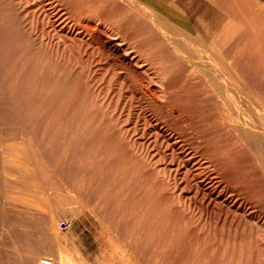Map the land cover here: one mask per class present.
<instances>
[{
    "label": "bare ground",
    "instance_id": "bare-ground-1",
    "mask_svg": "<svg viewBox=\"0 0 264 264\" xmlns=\"http://www.w3.org/2000/svg\"><path fill=\"white\" fill-rule=\"evenodd\" d=\"M134 1L144 3L138 6L142 9H163L152 0ZM252 1L256 17L245 25L226 12L229 0L219 6L216 0L215 7L225 10L215 29L204 21L197 31L177 11H168L167 21L163 14H136L157 17L152 24L159 29L140 32L133 29L132 14L113 15L86 0H0V28L15 34L0 41V56L15 44L23 49L17 54L10 50L16 54L12 60V55L0 60V264H76L67 254L82 253L58 238L68 240L86 211L107 237L111 254L131 259L140 243L142 264L149 260L155 234L164 248V229L160 226L153 235L154 218L181 222L187 239L193 221L184 209L203 206L196 210L206 220L223 225L232 211L247 212V200L258 191H249L254 184L244 176L246 157L264 173V88L258 90L247 79L251 70L264 80V36H259L264 0ZM236 4L242 13L245 4ZM199 9L195 2L192 21L198 20ZM170 23L177 28H169ZM243 29L244 40L231 45ZM164 40L174 44L159 43ZM166 151L179 160L174 168L172 159L171 166L161 167L171 184L164 177L158 182L154 162L157 153L165 156ZM175 206L183 209L178 213L174 208L176 217ZM259 215L253 219L260 220ZM39 216L44 221L33 220ZM62 219L69 226L64 231ZM37 231L46 242L40 243V236L39 246L35 238L28 244ZM235 251L243 250L229 252Z\"/></svg>",
    "mask_w": 264,
    "mask_h": 264
},
{
    "label": "rangeland",
    "instance_id": "rangeland-1",
    "mask_svg": "<svg viewBox=\"0 0 264 264\" xmlns=\"http://www.w3.org/2000/svg\"><path fill=\"white\" fill-rule=\"evenodd\" d=\"M86 1H88V6H90V5H94V6H96L97 8L98 7H100L101 9H103V10H105V12H107V13H110V14H123L124 15V17H128V16H130L131 14L134 16V19H136L135 20V23H134V25H133V29L134 30H137V31H140V32H143V30H146V29H153V30H156V29H159V27H157L156 25L154 26L152 23L153 22H156L157 21V17H147V16H142V17H136V14H139V15H151V14H163V15H165V14H167L168 13V11H177L180 15H182L185 19H187L188 20V22L191 24V23H193L194 25H195V27L197 28V31L199 30V31H202V29H203V25H202V23L201 22H209V25H211L210 27L213 29H215V27L217 26V21H218V18L222 15V13H223V11L225 10V9H221L220 7H218V8H216L215 7V5L213 4V3H215V1L216 0H189V1H184V0H175V2L172 0V1H166V2H162V3H159V2H157L156 0V2L157 3H159L160 5H162L163 6V9H160V10H158V9H155V10H151L150 8H146V9H142V8H140V7H138V6H143V5H145L144 3H142V2H135L134 0H131V2H126V1H124V2H121V3H119V2H117V4H116V1L115 0H86ZM146 1H149V0H146ZM220 1V0H219ZM222 1H225V0H221L220 2H221V4L223 3ZM232 1H234V2H232ZM235 1H237L238 2V4H239V2H241L242 4L244 3L245 4V9H243L244 10V13L246 12V10H249V11H247L246 13H248L247 15H248V17L246 18L245 16H244V13H243V10H242V13H241V8L239 9V8H237V2H235ZM246 1L247 0H229V4L227 3L226 5H227V10H226V12L228 13V15L230 16V18H232V19H234V21L236 20L237 21V17H241V18H238V19H240V20H238V22H240V23H242V25H245V22L246 23H250V21L249 20H251L252 18L251 17H256V13H255V10L257 9L256 8V6L254 5L255 4V2L253 3V1L252 0H249V1H247V3H246ZM255 1V0H254ZM152 2H153V0H152ZM195 2L196 3H198L199 4V6H200V9L199 10H197L198 11V13H199V17L197 18L198 20H196V22L195 21H192L194 18H195ZM248 2H250V3H248ZM208 3V4H207ZM217 5L219 6V4H218V0H217ZM215 3V4H216ZM253 3V4H252ZM214 5V7L212 6V5ZM220 4V5H221ZM232 4V5H231ZM234 4H236L235 6H234ZM243 4V5H244ZM247 4H249L248 6H247ZM241 4H239V6H240ZM243 5H241V6H243ZM251 5V6H250ZM252 5H254V7L252 6ZM208 7V10L205 12V7ZM231 6V7H230ZM240 6V7H241ZM246 6H247V8H246ZM250 6V7H249ZM129 7L131 8V9H129ZM138 7V8H137ZM233 7H235V9L233 8ZM244 7H242V8H244ZM248 7H249V9H248ZM255 8V9H253V8ZM203 9V12H201V10ZM231 9H233L234 11L236 10V11H238V9H239V11L238 12H234L233 10H231ZM0 10H3L2 8H1V5H0ZM253 11V14H252V11ZM121 11V12H120ZM230 11V12H229ZM232 11V12H231ZM250 12V13H249ZM240 13V14H239ZM245 13V14H246ZM202 14V15H201ZM233 14V15H232ZM236 16H235V15ZM241 14H242V16H241ZM251 14V15H250ZM0 15H1V11H0ZM231 16H233V17H231ZM147 17V18H146ZM244 17V19H242ZM0 18H2V17H0ZM246 18V19H245ZM249 18V19H248ZM162 19L163 20H165V21H167L168 20V18L166 17V15L164 16V18L162 17ZM248 20V21H247ZM242 21H244V22H242ZM151 24L153 25V26H151ZM216 24V25H215ZM168 27L169 28H173V29H175V28H177V26L175 25V24H173V23H170L169 25H168ZM207 26H205V28H206ZM3 29L5 28V27H2ZM2 28H0V41L2 40V39H5V38H9V39H11L15 34L12 32V33H10V32H8L7 30H6V28H5V30L3 31L2 30ZM6 31V32H5ZM8 32V33H7ZM8 34H10L9 36H6V35H8ZM14 34V35H13ZM245 34H247L246 33V31H245V29H243L242 30V32H240V33H238V34H236L235 35V37H233V41H231V45H235V44H239V43H237V42H239V41H241L242 40V38H243V40H244V38L246 37V35ZM264 30H262L261 31V34H259V36L262 38L264 35ZM12 35V36H11ZM245 35V36H244ZM3 36H4V38H3ZM161 36H164V35H161ZM244 36V37H243ZM15 37V36H14ZM209 37H211V35L209 36ZM264 38V37H263ZM209 40V42H207V44H212V42H210L211 41V39L210 38H208ZM264 40H262V42H263ZM160 44H174V43H169V42H167V41H161V42H159ZM179 44H181V43H179ZM17 48H16V47ZM15 46L14 45H12V46H10L9 47V49L12 51L13 50V52L15 53L16 52V54L17 53H20L21 52V50H23L22 48L20 49V47H18L19 45H16L15 44ZM14 49H15V51H14ZM3 51V55H1L0 56V60H3V61H5V60H12V59H14V57H15V55L16 54H14L13 52H11V51ZM5 52H6V55H5ZM13 53V54H12ZM8 54V55H7ZM10 55H12L11 57L12 58H10L9 56ZM6 56V57H5ZM5 57V58H4ZM9 57V58H8ZM6 58H8V59H6ZM250 57H249V55H248V59H249ZM246 72H248V70L246 69ZM247 79H252L253 80V82L254 83H250V80H249V83L252 85V86H254L255 88H258V90L260 89V87L261 88H264V80H258V75H256V74H254V73H251V70L248 72V78ZM255 79V80H254ZM254 84V85H253ZM257 84V85H256ZM262 84V85H261ZM260 86V87H259ZM261 90V89H260ZM261 92H263L264 93V89H262L261 90ZM135 102H136V100H134ZM133 101V102H134ZM133 102H131V106H132V103ZM133 103V107H135V105L137 104V103ZM135 108H137V107H135ZM169 151H166L165 153H167V155L165 154V156L164 155H159L158 153H157V157H155V166H157V170H159V172H160V174H159V179H158V182H160L162 179H161V177H164L165 179H167V177H165V176H163V172L161 173V170H162V166L164 167V168H167L169 165L171 166V164H169V162L170 163H172L173 165L171 166L172 168H174L175 167V165H176V163L177 162H179V160L178 159H176V158H174V159H176V161L175 160H173L172 158H171V155L168 153ZM232 154V153H231ZM247 154V153H246ZM169 155V156H168ZM162 156H164L165 158H166V160H165V158H161ZM159 157V158H158ZM170 157V158H169ZM232 157V156H231ZM169 158V159H168ZM247 159H246V163L248 164V166H247V169L245 170V177L246 178H249L248 180H249V182L253 185V187L251 188V189H249V191H254V192H256V191H258V192H256L255 194H257V197L255 198V199H250V200H247V202H246V207L247 208H245V210H247V212H244V211H236L235 213H234V211H232V213H229V215H230V218H229V222L227 221L226 222V224L225 225H223V222L221 221V222H218L217 224L216 223H214V221L211 219L210 221H209V219H207L206 220V218L207 217H205L204 216V214H202V210H204V207L203 206H198V207H191V208H188V209H184L185 211H184V213H187V214H189V215H191V217L193 218H191V220L193 221V224L191 225V223L192 222H190V225H189V229H190V231L192 232H188V234H187V239H186V237L183 235V231L181 230L182 228L181 227H183L182 225V223L180 224L179 223V221H173V219L171 220V219H166V220H168L167 221V223H166V221L164 220H162V222L161 223H163V224H161L156 218H154V223H152V227L154 228H152V231H153V235L157 232V234H158V230H159V227L161 226L163 229H164V241L163 240H160L161 242H163V244H164V248H161V243H158L157 242V236H156V234H155V237H153L152 239H151V241H150V245H149V248L147 249V259H149V260H147V264H204V261L206 262L205 264H212L211 262H214L213 264H227L229 261H230V264H264V222L262 221V220H264V189H262V188H264V173L263 172H261L258 168H257V166H256V164L254 163V160L251 158V157H246ZM121 159H123L122 157H121ZM156 159H157V161H156ZM159 159V160H158ZM161 159V160H160ZM163 159H164V161H166V162H164V164L162 165V163H163ZM172 159V160H171ZM232 159V158H231ZM252 159V160H251ZM169 160H171V161H173V162H171V161H169ZM178 160V161H177ZM232 160H234V159H232ZM169 161V162H168ZM122 162V161H121ZM168 165H166V164ZM160 164V165H159ZM166 165V166H165ZM159 167H160V169H159ZM256 167V168H255ZM156 168V167H155ZM249 168H251V169H249ZM254 171H253V170ZM253 171V172H250V171ZM249 171V172H248ZM260 171V172H259ZM256 174L257 176H258V178H256L257 176H253L254 174ZM262 173V174H261ZM162 174V175H161ZM253 174V175H252ZM263 175V176H262ZM252 176H253V178H252ZM261 176V178H259ZM252 178V179H251ZM258 179V180H257ZM168 180V183H170L171 182V179H167ZM167 180L165 181V182H167ZM170 180V181H169ZM191 180V179H190ZM189 180V184H190V186L191 187H189L188 189H190V191H191V193H192V191H193V181L191 180L190 181ZM171 184V183H170ZM256 184V185H255ZM258 184H260V186L258 185ZM255 186V187H254ZM260 187H262V188H260ZM260 189L261 190H263V196L261 195V193H262V191H260ZM256 190V191H255ZM260 193V194H259ZM176 195V198H177V194H174V196ZM192 195V194H191ZM262 196V197H261ZM198 198V197H197ZM260 198V199H259ZM257 199V200H256ZM259 199V200H258ZM248 201H249V203H248ZM252 201V202H251ZM260 204V205H259ZM112 205V204H111ZM254 205H257L256 207L254 206ZM263 207H262V206ZM249 206H251V207H249ZM179 208V206H175V207H173V210H172V212H173V215L175 216V215H177V210H178V213L180 212V211H183V209H181V208ZM249 207V208H248ZM174 208L176 209L177 208V210H175L174 211ZM196 208H200V210L201 211H199L198 212V209L196 210ZM191 209V210H190ZM252 209V210H251ZM154 211H155V209H153ZM154 211H153V215H155L154 214ZM191 211V212H190ZM194 211V212H193ZM250 211H252L253 213H251ZM190 212V213H189ZM215 212H216V209H215ZM174 213H176V214H174ZM200 213H201V215H200ZM217 213V212H216ZM244 213V214H243ZM249 213V214H248ZM260 214L259 215V217L261 218L260 220L259 219H253V214ZM194 214H196V215H194ZM198 214H199V216H198ZM235 215L234 217L232 216V215ZM246 214H247V216H246ZM194 215V216H193ZM90 216V217H89ZM168 216H171V218L173 217L172 216V213L171 214H168ZM202 216V217H201ZM43 217V216H42ZM85 217H86V219H84V217H83V215H82V218H80L79 220H81L80 221V223H78L73 229H71V231H69L68 232V235H67V238H68V240H65V239H63L62 237H59L58 238V241H59V243L62 245V243H63V245L64 244H66L67 242H69V246L70 245H74V246H76L77 248H78V250L82 253V254H78V255H73L72 253H70L69 251H67V252H69V254H67L68 255V257L70 258V256L72 257V258H74V260L77 262H75L76 264H142V261L144 260V257H143V255H144V252H143V250H142V248H141V245H140V243L138 244V243H136V245H135V251L136 250H138L139 252H134V255H133V258H131V259H129V258H127V256L126 255H124V254H120V252L118 253V255H113V254H111L110 253V245H109V243H108V240H107V237L106 236H104L98 229H96V227H95V223L93 222V218H92V216L91 215H89L88 214V212L86 211V214H85ZM154 217V216H153ZM176 217V216H175ZM200 217V218H199ZM236 217H237V219H236ZM40 218V219H39ZM198 218L200 219V221L198 220ZM244 218H245V220H244ZM36 219H37V222L38 221H44L43 219H45L44 217L43 218H41V216H39V217H34V219L33 220H35L36 221ZM92 219V220H91ZM194 219H195V221H194ZM204 219H205V221H204ZM239 219H240V221H239ZM157 220V221H156ZM230 220H231V222H230ZM235 220V222H233V221ZM253 220V221H252ZM259 220V221H258ZM157 223H156V222ZM170 221V222H169ZM173 221V222H172ZM207 221V222H206ZM245 221V222H244ZM237 222H239V224H240V227H239V224L237 223ZM176 223V224H175ZM234 223V224H233ZM245 223V224H244ZM258 223V224H257ZM261 223V224H260ZM60 226H61V230H67L68 229V224H67V221L65 220V219H62L61 221H60ZM165 224V225H164ZM179 224V225H178ZM194 224H195V226H194ZM220 224H221V226L223 225V229H221L220 228ZM173 225V226H172ZM181 225V227H179ZM246 225V226H245ZM250 225V226H249ZM262 225V226H261ZM257 226V227H256ZM179 227V228H178ZM203 227V228H202ZM226 227V228H225ZM156 228V229H155ZM194 228H195V230H194ZM200 228V229H199ZM210 228V229H209ZM236 230H235V229ZM244 228H246L245 229V231H244ZM258 228V229H257ZM175 229V230H174ZM178 229V230H177ZM206 230V231H202V230ZM221 229V230H220ZM242 229V230H241ZM251 229H252V231H251ZM262 231H261V230ZM176 230H177V232L179 233H177L176 232ZM198 231V233H197V231ZM199 230H201V232L203 233H200L199 232ZM209 230H210V232H209ZM214 230V231H213ZM232 230V231H231ZM237 232L236 234H237V236H236V234L234 235L235 237H236V241L234 240V238L235 237H233V235L231 234V233H235V231ZM257 230V231H256ZM258 230H260V231H258ZM156 231V232H155ZM227 231V233H223V232H226ZM239 231V232H238ZM240 231H243V232H240ZM249 231V232H248ZM205 232H206V234H205ZM223 233V234H221V233ZM37 233V235L39 236V237H37V235H34V234H36ZM36 233H33V234H30V236H29V238L31 239H29L27 242H28V244H29V242H30V244L32 243V241H33V239L35 238V239H37V240H34L33 241V243L35 244V246L36 245H38L39 246V242L40 243H44L43 241L45 240V242H46V238H45V235L43 234V232H41L42 234H40V232H36ZM194 233H196V234H194ZM209 233V234H208ZM252 233V235H249V234H251ZM259 233V234H258ZM191 234H193L191 237H190V235ZM228 234V235H227ZM229 234H230V236H229ZM239 234V235H238ZM246 235L245 236V238H244V236H242L241 237V235ZM260 234H262L261 235V237H260ZM183 237H182V236ZM195 235H196V237H195ZM216 235V237H218V238H215L214 236ZM218 235V236H217ZM259 235V236H258ZM40 236H41V239H40ZM43 236V237H42ZM173 236V237H172ZM200 238H198V237ZM201 236V237H200ZM208 236V238H206ZM210 236V237H209ZM223 236V237H222ZM227 236V237H226ZM250 236H251V239H250ZM191 238V239H188V238ZM204 237V238H203ZM222 237V238H221ZM228 237H229V239H231V237H232V239L231 240H229L228 239ZM43 238V239H42ZM45 238V239H44ZM180 239V241H179V239ZM196 238V239H195ZM225 238H226V240H225ZM243 238V239H242ZM42 240V241H40V240ZM156 239V240H155ZM173 239V240H172ZM197 239H199V240H197ZM205 239V240H204ZM214 239L216 240L215 242H214ZM221 240V242L223 243H221L220 244V240ZM227 239H228V244H227ZM245 239H247L246 241H245ZM250 239V240H249ZM38 240H39V242H38ZM184 240V241H183ZM208 240V241H207ZM242 240H244V241H242ZM249 240V241H248ZM62 241V242H61ZM189 241V242H188ZM226 241V242H225ZM241 241V243H239ZM247 241L248 242H250V243H247ZM182 242V243H181ZM210 242V243H209ZM218 242V243H217ZM225 242V243H224ZM243 242V243H242ZM188 243V244H187ZM230 243H232V244H230ZM235 243V244H234ZM252 243V244H251ZM205 246H204V245ZM208 244V245H207ZM211 244V245H210ZM260 246V249L262 250V253H261V251L260 250H258L259 249V246ZM31 245H33V244H31ZM138 245H139V247H138ZM221 245V246H220ZM226 245V246H225ZM230 245V246H229ZM200 247V249H199V247ZM214 246L217 248V250H216V248H214ZM228 249H226L225 251H224V253L222 252L224 249H225V247ZM252 246H254V247H252ZM194 247H195V250L197 249V251L196 252H198V253H200V251H201V258H197L198 256L200 257V255L198 254V253H196L195 252V254H193V249H194ZM203 247V248H202ZM235 247H237V248H235ZM243 247V248H242ZM252 248V250H250V248ZM67 249H68V247H66ZM137 248V249H136ZM242 249L243 251H246V253L247 254H245V252H243V251H241L240 252V254L238 253V252H234L233 254L234 255H231V250L232 249ZM245 248V249H244ZM256 248V249H255ZM208 249H209V251H208ZM214 249H215V251H214ZM246 249H249L248 251L246 250ZM194 250V251H195ZM258 250V251H257ZM203 251V252H202ZM221 251V252H220ZM230 251V252H229ZM251 251H253V252H255V253H253L252 254V252ZM211 252H213V253H211ZM258 252H259V255H258ZM206 253H207V255H206ZM251 253V254H250ZM139 254H141V256L139 255ZM203 254H205V255H203ZM210 254V255H209ZM211 254H213V255H211ZM225 256L224 258H223V255ZM229 254V255H228ZM244 254L246 255V256H244ZM249 254H250V256H249ZM261 254V255H260ZM196 255V256H195ZM240 256V258L242 257V260L241 261H238V260H240V258H237V257H239ZM252 255V256H251ZM255 255V256H254ZM77 256V257H76ZM138 256V257H137ZM202 256H203V258H202ZM213 256V257H212ZM226 256H228L227 258H229V261H228V259L226 258ZM230 256V257H229ZM249 256V257H248ZM79 257V258H78ZM136 257V258H135ZM205 257V258H204ZM233 258V259H230V258ZM245 257V258H244ZM71 258V259H72ZM139 258V259H138ZM238 260H237V259ZM83 259V260H82ZM128 259H129V261H128ZM133 259H137L136 261H138V263L136 262V261H133ZM199 259V260H198ZM201 259V260H200ZM220 259H222L221 261H220ZM225 259H227V261L225 260ZM235 259L238 261H236L235 262ZM258 260V261H255V260ZM73 260V259H72ZM87 260V261H86ZM208 260L210 261V262H208ZM226 261V263H225V261ZM232 260V261H231ZM248 260H249V263H248ZM84 261V262H83ZM197 261H200V263L199 262H197ZM202 261V262H201ZM244 261V262H243ZM86 262V263H85ZM233 262V263H232ZM241 262V263H240ZM243 262V263H242Z\"/></svg>",
    "mask_w": 264,
    "mask_h": 264
},
{
    "label": "crops",
    "instance_id": "crops-1",
    "mask_svg": "<svg viewBox=\"0 0 264 264\" xmlns=\"http://www.w3.org/2000/svg\"><path fill=\"white\" fill-rule=\"evenodd\" d=\"M159 3L166 2V1H172V0H156ZM155 0H153L154 3H157ZM175 2V0H173Z\"/></svg>",
    "mask_w": 264,
    "mask_h": 264
}]
</instances>
